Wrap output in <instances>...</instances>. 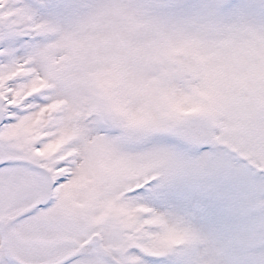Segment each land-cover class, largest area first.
I'll list each match as a JSON object with an SVG mask.
<instances>
[{"label": "snow or ice", "instance_id": "snow-or-ice-1", "mask_svg": "<svg viewBox=\"0 0 264 264\" xmlns=\"http://www.w3.org/2000/svg\"><path fill=\"white\" fill-rule=\"evenodd\" d=\"M241 32L264 0H0V264H264Z\"/></svg>", "mask_w": 264, "mask_h": 264}, {"label": "clouds", "instance_id": "clouds-1", "mask_svg": "<svg viewBox=\"0 0 264 264\" xmlns=\"http://www.w3.org/2000/svg\"><path fill=\"white\" fill-rule=\"evenodd\" d=\"M221 54L226 59H237L242 66L254 68L264 76V38L247 32L223 37Z\"/></svg>", "mask_w": 264, "mask_h": 264}]
</instances>
